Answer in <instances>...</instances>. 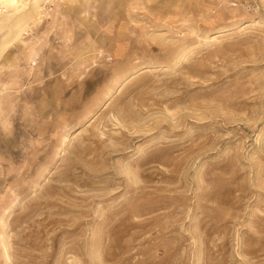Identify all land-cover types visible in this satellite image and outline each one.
<instances>
[{"label": "rangeland", "instance_id": "374dc122", "mask_svg": "<svg viewBox=\"0 0 264 264\" xmlns=\"http://www.w3.org/2000/svg\"><path fill=\"white\" fill-rule=\"evenodd\" d=\"M17 21L0 264H264V0L0 1Z\"/></svg>", "mask_w": 264, "mask_h": 264}, {"label": "bare ground", "instance_id": "6f19581e", "mask_svg": "<svg viewBox=\"0 0 264 264\" xmlns=\"http://www.w3.org/2000/svg\"><path fill=\"white\" fill-rule=\"evenodd\" d=\"M3 23L4 22H2V24ZM2 24L0 25V36H2L0 37V58L5 55L7 49L11 47L10 44L16 42L21 37L23 31V27L19 25L20 21H17L16 24L11 27L10 32L3 35L2 30L4 26H2Z\"/></svg>", "mask_w": 264, "mask_h": 264}, {"label": "built area", "instance_id": "2783aa9c", "mask_svg": "<svg viewBox=\"0 0 264 264\" xmlns=\"http://www.w3.org/2000/svg\"><path fill=\"white\" fill-rule=\"evenodd\" d=\"M235 5V4H234Z\"/></svg>", "mask_w": 264, "mask_h": 264}]
</instances>
